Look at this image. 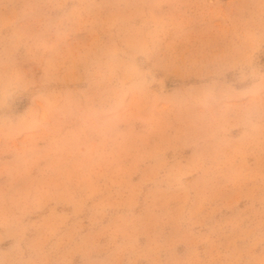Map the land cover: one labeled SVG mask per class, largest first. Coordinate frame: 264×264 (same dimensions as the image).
Segmentation results:
<instances>
[{
  "label": "rangeland",
  "instance_id": "rangeland-1",
  "mask_svg": "<svg viewBox=\"0 0 264 264\" xmlns=\"http://www.w3.org/2000/svg\"><path fill=\"white\" fill-rule=\"evenodd\" d=\"M261 3L0 0V264H264Z\"/></svg>",
  "mask_w": 264,
  "mask_h": 264
},
{
  "label": "clouds",
  "instance_id": "clouds-1",
  "mask_svg": "<svg viewBox=\"0 0 264 264\" xmlns=\"http://www.w3.org/2000/svg\"><path fill=\"white\" fill-rule=\"evenodd\" d=\"M262 9V17H264V3L260 5ZM260 36L264 40V24H262ZM245 79L250 81L258 80L262 85H264V72L256 73L255 71L249 72L245 75ZM244 128L248 133L254 134L261 129V124L255 110H249L242 120Z\"/></svg>",
  "mask_w": 264,
  "mask_h": 264
}]
</instances>
